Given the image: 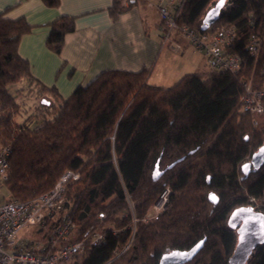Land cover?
I'll return each instance as SVG.
<instances>
[{
  "label": "trees",
  "instance_id": "obj_1",
  "mask_svg": "<svg viewBox=\"0 0 264 264\" xmlns=\"http://www.w3.org/2000/svg\"><path fill=\"white\" fill-rule=\"evenodd\" d=\"M42 2L57 6L59 0ZM214 2L182 0L177 22L201 31L202 17ZM225 2L203 32L234 29L226 51L239 57L235 72L196 71L161 86L147 81V68L106 69L65 98L37 82L18 54L19 38L30 25L0 13V146L10 148L7 198L34 197L65 170L77 173L65 183L64 209L47 228L69 216L75 224L70 239L104 234L100 244H86L78 264H157L162 253L201 239L200 249L182 264H227L236 242L227 225L230 212L249 205L264 214V162L245 177L240 171L264 143V97L255 125L240 110L242 81L251 78L257 88L264 76V0ZM135 3L111 0L110 17ZM74 29L71 16L52 20L46 46L59 53L64 36ZM252 38L254 55L247 49ZM23 81L45 96L40 105L46 115L34 127L15 120L19 106L11 89ZM156 161L160 174L152 178ZM165 190L163 207L148 216ZM210 191L216 203L208 200ZM247 264H264V243Z\"/></svg>",
  "mask_w": 264,
  "mask_h": 264
},
{
  "label": "crops",
  "instance_id": "obj_2",
  "mask_svg": "<svg viewBox=\"0 0 264 264\" xmlns=\"http://www.w3.org/2000/svg\"><path fill=\"white\" fill-rule=\"evenodd\" d=\"M111 0H59L47 6L42 0H0V13L18 17L30 25L20 36L17 51L29 64L31 76L40 84L55 87L65 98L76 86L85 85L106 69L149 70L150 84L169 86L182 75L208 70L204 58L187 42L173 35L179 50L163 41L158 29L157 0H136L112 19ZM71 16L74 31L64 36L59 53L45 44L49 23Z\"/></svg>",
  "mask_w": 264,
  "mask_h": 264
},
{
  "label": "built area",
  "instance_id": "obj_3",
  "mask_svg": "<svg viewBox=\"0 0 264 264\" xmlns=\"http://www.w3.org/2000/svg\"><path fill=\"white\" fill-rule=\"evenodd\" d=\"M181 3L182 0H157L162 42L170 41L172 49L179 50L180 43L171 38L178 35L201 54L208 69L235 72L239 67V57L226 51L235 35L234 29L226 27L220 32L209 33L180 24L177 16ZM247 49L254 55L257 41L250 39ZM261 71L264 75V69ZM252 84L251 78L242 81L245 95L240 110L248 113L255 125L256 116L263 111L264 76L257 88H253ZM9 153V146H0V188L4 187L7 176ZM77 177V173L67 169L50 189L34 197L24 200L0 198V264H78V255L84 251L86 244L95 246L101 243L104 238L101 231H93L77 240L70 239L75 224L69 216L52 229L47 228L48 222L64 209L65 183ZM166 194L167 190L159 196L153 208L160 210L163 207ZM23 228H29L27 236L19 234Z\"/></svg>",
  "mask_w": 264,
  "mask_h": 264
},
{
  "label": "water",
  "instance_id": "obj_4",
  "mask_svg": "<svg viewBox=\"0 0 264 264\" xmlns=\"http://www.w3.org/2000/svg\"><path fill=\"white\" fill-rule=\"evenodd\" d=\"M225 0H215L204 13L200 30L204 31L213 23L224 7ZM264 162V143L251 154L250 158L240 165L242 177L250 171L257 170ZM160 174L158 161L155 162L151 175L156 178ZM208 200L217 202V197L210 191ZM227 225L236 233V242L231 254L227 258V264H247L256 246L264 243V214L256 211L252 206H239L234 208L228 218ZM203 239L197 241L187 249H172L160 255L157 264H182L191 259L202 246Z\"/></svg>",
  "mask_w": 264,
  "mask_h": 264
},
{
  "label": "rangeland",
  "instance_id": "obj_5",
  "mask_svg": "<svg viewBox=\"0 0 264 264\" xmlns=\"http://www.w3.org/2000/svg\"><path fill=\"white\" fill-rule=\"evenodd\" d=\"M212 5L213 3L210 4L209 7ZM11 90L17 94L16 101L19 106V113L15 115V120L19 122L26 120L32 127L39 125L42 118L46 115L44 108L40 105L43 101V97L45 96L37 90V87L34 84H29L26 81L14 85ZM8 195L7 189L5 187H1L0 198L2 196L7 198ZM158 211L159 210L157 208H153L152 205L147 214L151 216L152 214H156ZM28 229L29 228H23L20 230L19 234L27 236Z\"/></svg>",
  "mask_w": 264,
  "mask_h": 264
}]
</instances>
